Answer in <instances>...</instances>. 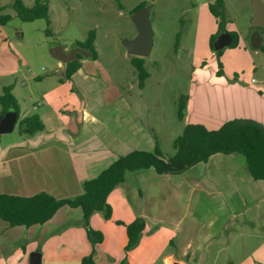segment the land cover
<instances>
[{
	"label": "rangeland",
	"instance_id": "374dc122",
	"mask_svg": "<svg viewBox=\"0 0 264 264\" xmlns=\"http://www.w3.org/2000/svg\"><path fill=\"white\" fill-rule=\"evenodd\" d=\"M13 1L0 0L1 13L12 16L5 25H0V95L4 86L12 85L19 116L37 114L45 129L29 135L21 132L16 122L11 132L0 134L1 145L24 141L22 145L29 148L26 139L56 128L67 130L72 122L74 127L76 117L82 122L83 113L79 108L84 102L83 95L74 80L64 78V67L51 56L49 47L55 44L71 47L77 41L83 42L90 30L95 32L93 47L97 53L96 60L88 58L87 63L95 76L92 93L96 97L126 98L130 113L138 115L156 137L164 158L174 153L172 140L187 123L186 118L177 117L182 96L191 100L190 121L210 125L212 129L220 127L225 116L217 115L209 88L197 82L200 76L218 69V60L223 76L228 79L238 76L243 83L264 80V52L253 49L250 44L251 0H223L224 29L237 34L238 44L222 48L219 57L209 46L210 35L221 31L209 10L215 0H47L49 25L44 18L22 21L12 9ZM22 1L31 6L35 0ZM141 4L151 5L153 37L150 55L141 57L148 71L143 85L139 84L131 55L122 44L124 39L137 34L131 14ZM258 30L264 33V27ZM95 123L86 128L93 129ZM229 162L216 161L218 169L212 170V174L217 175L214 180H219L210 179L213 185L203 183L209 190L204 195L199 191L179 192L170 177L168 181L163 178L155 182L154 199L149 200L152 219L166 221L168 225L177 222L179 228L173 243H166L150 264H162V257L171 252L186 264H264V200L258 196L262 185L258 184L256 192L250 190L248 196L241 194V189L248 187L240 176L242 171L233 161V164ZM18 163L24 166L14 171L18 178L35 184L37 174L45 178L50 175L27 157ZM223 176L225 181L220 183ZM213 191L216 193L211 194ZM54 192L61 198L77 195L63 186ZM24 193L30 195L33 191ZM80 222L84 229L77 222L70 232L67 230L70 226L65 225L47 227L35 234L32 229L28 237L20 238L6 252L0 264H30V254L40 252L37 249H43L46 264L66 261L69 250H79L88 238L84 219ZM88 225L91 227L90 222ZM106 253L102 247L99 264L111 262L106 260Z\"/></svg>",
	"mask_w": 264,
	"mask_h": 264
},
{
	"label": "crops",
	"instance_id": "0c3cea01",
	"mask_svg": "<svg viewBox=\"0 0 264 264\" xmlns=\"http://www.w3.org/2000/svg\"><path fill=\"white\" fill-rule=\"evenodd\" d=\"M90 59L93 58L90 57ZM79 60V67L69 78L65 76L64 78L74 80L76 88L83 95L84 102L79 108L83 113L82 122L76 117L77 124L74 127H72V122L68 125L67 130L56 128L53 132L40 133L35 138L26 139L29 148L22 145L24 141L5 145L0 143V193L27 196L29 194L24 193L25 191H33V194L46 191L60 197L54 191L59 192L60 187L63 186L71 194L78 195L83 191L84 181L97 176L118 156L133 150L151 151L157 145L156 137L152 135L144 122L138 115L130 113V103L126 98L94 96L91 87L95 76L92 68L87 64L89 60L85 57ZM59 63L65 71V64L60 61ZM217 71L218 69L215 72H210L207 76H200L197 82L209 88L217 115L225 116L221 125L227 120L244 119L254 121L264 127V97L260 93V91H264V80H260L258 83L252 79L243 83L238 76L228 79L223 76V73L218 75ZM60 81H63V78H60ZM100 90L103 92L102 88ZM190 103L191 100H188L184 118L187 119V123H196L190 121L188 117L192 110ZM24 116L26 115H22L20 118ZM94 121L97 122L95 127L87 129L86 127ZM210 123L211 121H207V124ZM205 127L212 129L210 125ZM26 157L32 159L37 168L41 166L50 175L45 178L43 174H37L34 176L35 184L29 179L16 177L14 171L24 168L18 161ZM223 160L230 161V164L234 162L236 167L242 171L240 176L244 179L248 189H241V194L248 196L250 190L258 191L259 184L262 185V189L258 196L264 200V181L252 177L245 158L239 153H216L210 156L207 161L198 162L184 171L174 174L160 175L151 167L130 170L126 172L124 180L107 196V202L112 208L111 217L105 219L100 212H94L90 216L89 222L93 230L103 234L102 241L92 248L87 238L79 250L74 248L69 250L66 254V261L60 263L56 260L49 264H82V257L92 250H94L95 264H99L102 247L107 252L106 260H111L107 264H119L127 242L125 224L130 223L138 216L144 218L145 228L139 243L128 252L127 264H150L160 254L166 243H173L176 229L179 228L177 222L168 225L166 221L157 222L152 219L154 215L150 211L149 200L153 201L154 199L155 182L163 178L168 181L170 177L169 180L177 185L179 192L187 194L189 191H199L202 193L201 195H204L209 190L204 188L203 183L211 184V182L219 180H214V176L217 175H213L212 170L218 169L216 161ZM13 162H16L14 166ZM231 177L229 174L230 180H232ZM224 181L223 176L220 183ZM239 181H242L241 178ZM229 182L231 183V181ZM58 186L60 187L58 188ZM220 192V190L217 191L218 194ZM212 193H216V191ZM184 202L186 201L184 200ZM82 219L80 208L67 205L60 207L49 220L42 224L10 226L7 221L0 219V263L5 258L6 252L14 248L20 238L28 237L32 229L35 234L41 233L47 227L59 228L61 225H65V227L70 226L67 229L70 232L77 222L81 225L79 227L84 229L80 222ZM62 221L64 222L61 223ZM161 229H166L167 232L161 231ZM64 246L70 247V245ZM58 248L60 250L61 247ZM82 248L85 249L80 251ZM37 250L41 252V264H46L47 260L43 249ZM143 250L145 252L141 254ZM175 258V254L172 252L164 255L162 264H171L174 260L184 262L182 259Z\"/></svg>",
	"mask_w": 264,
	"mask_h": 264
},
{
	"label": "trees",
	"instance_id": "16d2710c",
	"mask_svg": "<svg viewBox=\"0 0 264 264\" xmlns=\"http://www.w3.org/2000/svg\"><path fill=\"white\" fill-rule=\"evenodd\" d=\"M11 6L17 17L22 21L44 18L47 24H50L47 0H35L31 6L26 5L22 0H14ZM2 9L3 7H0V25H5L12 16L9 13H1ZM209 10L217 20L218 27L221 30L219 33L225 31L226 19L223 0H215L214 3L209 5ZM258 28L252 26V30ZM46 33H50L49 28L46 29ZM219 33L211 34L209 37V46L218 57L221 55L222 49L215 51L213 41ZM228 33L232 37L229 46H237V34L235 32ZM261 34L263 35V43L259 50L264 52V33ZM94 38L95 32L90 30L83 42L77 41L76 43L91 50L93 53L92 58L96 59L97 53L93 47ZM79 59H82V56L65 63L64 76L66 78H69L79 67ZM130 61L137 71L139 84L143 85L144 80L148 77V71L144 66L143 59L138 56H131ZM217 65V73L221 75L223 71L219 60ZM260 93L264 97V91H260ZM180 99L177 117L183 119L186 114L187 99L184 96ZM0 105V114L8 109L17 111L16 122H18L21 132L31 135L45 129L44 123L37 114L20 118L18 107L12 94V85L3 87L0 95ZM172 146L175 151L168 158L162 156L158 144L151 151L133 150L118 156L107 168L100 171L97 176L84 181L82 193L74 197H55L46 191L27 196L0 193V219L7 221L10 226H31L46 222L64 205L77 207L82 211L88 239L94 246L102 241L103 234L89 227L90 216L94 212H100L105 219L111 217L112 208L107 202V196L124 180L127 171L151 167L160 175L174 174L182 172L198 162L207 161L210 156L216 153H239L245 158L252 177L264 181V127L254 121L231 119L225 121L218 129H208L200 123H186L182 132L173 138ZM125 227L127 242L123 249L124 255L119 264H127L128 252L139 243L145 228V220L143 217L138 216L130 223L125 224ZM93 253L94 250L83 256L81 263L95 264Z\"/></svg>",
	"mask_w": 264,
	"mask_h": 264
},
{
	"label": "water",
	"instance_id": "95a60500",
	"mask_svg": "<svg viewBox=\"0 0 264 264\" xmlns=\"http://www.w3.org/2000/svg\"><path fill=\"white\" fill-rule=\"evenodd\" d=\"M150 4H143L135 9L131 14V19L136 27L137 34L130 39H124L126 52L131 56L146 57L149 56L152 50L153 37L150 22ZM252 19L251 25L253 27H264V2L262 0H251ZM232 37L226 31L218 34L213 41L214 50H220L229 46ZM263 36L258 29H254L250 35V44L253 49L258 50L262 44ZM49 53L52 57L61 63H67L79 58V56L90 58L93 53L91 50L80 44H74L71 47H66L61 44L51 45ZM17 111L15 109H8L0 114V134L9 133L14 129L16 123ZM30 264H41V253L34 251L30 254ZM171 264H186L179 260L172 261Z\"/></svg>",
	"mask_w": 264,
	"mask_h": 264
}]
</instances>
